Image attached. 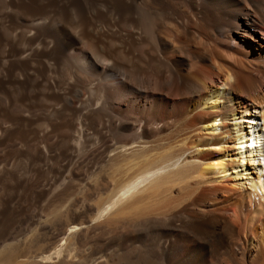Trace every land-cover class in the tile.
Here are the masks:
<instances>
[{"label":"bare ground","instance_id":"6f19581e","mask_svg":"<svg viewBox=\"0 0 264 264\" xmlns=\"http://www.w3.org/2000/svg\"><path fill=\"white\" fill-rule=\"evenodd\" d=\"M42 12L62 21L49 43ZM0 70V91L24 90L22 113L0 108V147L24 144L28 176L4 229L57 176L105 168L90 229L138 264H264V0H0Z\"/></svg>","mask_w":264,"mask_h":264},{"label":"rangeland","instance_id":"374dc122","mask_svg":"<svg viewBox=\"0 0 264 264\" xmlns=\"http://www.w3.org/2000/svg\"><path fill=\"white\" fill-rule=\"evenodd\" d=\"M38 16H37V18H39L40 21L42 20V22L43 21L45 23L47 22L46 23L47 29L45 30V36H46L45 38H46V41H48V43H49L53 39L54 28H56L57 25H60L62 23V21L60 20V18L58 16H56L55 14L53 15V13H51V12H42V13L38 14ZM66 26L70 30H75V25H74V22H72V21H68L66 23ZM84 42H86V41H84ZM81 43H83V41ZM86 43H83L84 45L82 44L83 48L86 47V45H85ZM251 48L252 47L249 48L248 46H246V47H243V50L249 51V49H251ZM251 50L254 52L253 49H251ZM0 73H1V70H0ZM64 73H66V71ZM66 75H67V73H66ZM32 76H34V75H32ZM34 78L35 77H32V79H34ZM23 93H24V90L22 87L12 86L9 83H6L3 87V89L0 91V108L1 107H8L10 105V98L14 97V98H16L15 109L17 112L19 111L18 113H22V108L24 107V104L21 101V95ZM4 103H5V105H4ZM19 103L23 107H21V105ZM34 105H36V104H34ZM33 112L37 113L36 115L39 114L37 109H35ZM23 113H25V112H23ZM47 116L51 117V118H55L54 113H49ZM45 119L42 117L38 118L37 122L39 121V123L36 122V124L41 125L44 123L42 126L46 127L45 121L47 119L46 120ZM3 120H5V121H3ZM40 120L42 122H40ZM0 122H1L0 126L2 128H6V129L11 128V121L8 118L0 117ZM7 143L0 147V163L4 164V165L0 164L1 167L3 168L2 169L0 167V170L3 171L1 173V176H0L1 177L0 178V191H1L0 192V197H1L0 198V205H2L5 202H7L8 205H12V202H13L12 199H14L16 197V195L12 194L10 189L7 188L9 185L18 183L20 181L23 182L25 180H28L27 179L28 176H27V171H26V164H24V163H26L25 162L26 157L24 155V153L26 152V147L24 146L23 143L21 145L20 142H18L16 145L14 144V147H12L11 143H9V142H7ZM57 145H62V143L59 142V143H57ZM6 148H7V150H6ZM8 148H9V150H8ZM22 149H23V151H22ZM5 150H6V152H5ZM18 150H20V152H18ZM11 151H12V153H10ZM4 153H6V154H4ZM9 153L12 156L14 155V153H15V155L12 157L9 155ZM2 154H4V155H2ZM17 159L18 160L20 159V160L18 161ZM22 159H25V160H22ZM15 160H17V161L15 162ZM12 161H14V162H12ZM16 163L19 165L16 166ZM11 164H12V166H11ZM52 164H51L52 166H55L54 168L57 167L56 160H53ZM18 166H20V167H18ZM21 166H23V167H21ZM9 167H11V169ZM20 168H22V169H20ZM105 170H106L105 168L98 169V172H96L95 174H89V173L85 172L83 177H81V178H79V177L73 178L72 177L73 179L71 178L70 181L66 180L67 182H65L63 180V178H61L60 176L56 175L57 177H56V179H54L55 181L52 182L54 184L53 185L51 184L47 188V190L44 191V194H42L41 197L40 196H37L35 198L32 197L33 199H37L40 197L35 203H33L29 206H26L25 208H24L25 203L21 204L22 209L24 210L23 211L24 214L22 215V218L19 219V221L21 223L18 221L19 224H18V222H16V224L14 226H12L10 228L7 227L6 229H4V226H2V224L0 222V259H1L0 264H5L4 263L5 257H7L13 253L19 255L20 257L18 259L20 261L22 260L21 262L24 261L25 264H36L37 262H44L45 264H55V263L56 264H72V263L73 264H88V260L92 261V260L99 258V257L106 259V258H109L110 256L112 258H114L115 263L111 262L109 264H116V263L119 264V262H121V264H138L135 252L129 248L124 247L122 245V243L120 242L118 231H115L114 233H111V235H108V232H105L104 230H103V232H104L103 233L102 230L93 232L90 229L91 218H92L91 213H92V211H94V209L96 210L97 208H100L102 206L101 204L103 203V202H101L100 199H102L101 197L105 193V188H103L102 186H98L100 188V189H98L99 190L98 191L95 187H96V184H98V183L104 184L103 182H105V180L107 178V172H108ZM22 173H23V175H21ZM16 175H18V176H16ZM14 176H15V178H14ZM22 176H23V178H22ZM49 176H50V174H49V172L47 173V171H44L41 175L42 178L43 177L44 178L49 177ZM82 179H83V181H82ZM72 182H74V183H72ZM2 184H4V185L2 186ZM72 184H74V186ZM82 184H84V185H82ZM4 186H6V187H4ZM59 186H60V188H59ZM55 187L58 189V191H55V190H57ZM53 188H55V189H53ZM101 194H102V196H101ZM3 195H4V197H3ZM48 196H49V198H48ZM4 198H6L7 200L6 199L4 200ZM45 199H46V201H45ZM20 202H22V201L19 200L18 203H20ZM96 203L98 204V206ZM13 207L16 208L15 205L10 206V208H11V209H9L10 212H12ZM35 208H37V210ZM26 209H27V211H26ZM36 212H39V213H36ZM51 213H53L55 215H52ZM89 213H90V217H89ZM82 218L84 220H82ZM96 220L97 221L100 220V221L95 222ZM30 221H31V223H30ZM95 221H94L95 223H100L102 221V219L98 218V219H95ZM25 228H26V230H25ZM51 231H53V232H51ZM76 233H77V236H76ZM54 236H56V237H54ZM107 236L111 238L109 243H106L103 241L105 238H108ZM7 241L10 244H8ZM2 244H3V246H2ZM12 251H13V253H12ZM57 251H58V254H57ZM42 258H47V260L42 259ZM50 258H51V260H50ZM144 260L148 261L149 256L146 255V257H144ZM46 261H48V262H46Z\"/></svg>","mask_w":264,"mask_h":264}]
</instances>
